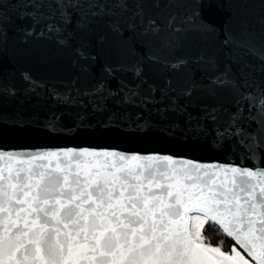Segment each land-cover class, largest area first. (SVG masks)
I'll list each match as a JSON object with an SVG mask.
<instances>
[{
  "label": "water",
  "instance_id": "95a60500",
  "mask_svg": "<svg viewBox=\"0 0 264 264\" xmlns=\"http://www.w3.org/2000/svg\"><path fill=\"white\" fill-rule=\"evenodd\" d=\"M264 264V0H0V264Z\"/></svg>",
  "mask_w": 264,
  "mask_h": 264
},
{
  "label": "trees",
  "instance_id": "16d2710c",
  "mask_svg": "<svg viewBox=\"0 0 264 264\" xmlns=\"http://www.w3.org/2000/svg\"><path fill=\"white\" fill-rule=\"evenodd\" d=\"M200 243L227 254H233L234 250L244 252L226 232L207 218L200 232Z\"/></svg>",
  "mask_w": 264,
  "mask_h": 264
},
{
  "label": "rangeland",
  "instance_id": "374dc122",
  "mask_svg": "<svg viewBox=\"0 0 264 264\" xmlns=\"http://www.w3.org/2000/svg\"><path fill=\"white\" fill-rule=\"evenodd\" d=\"M206 218L207 217L205 215L199 212H194L190 216V223H189L190 233L192 235V238L199 244H201L200 243V232H201V229L203 228ZM208 249H212V248H208ZM224 254L227 258H233L238 264H262L258 260H256L254 257L247 254L245 251L241 252L238 250H234L233 254H227V253H224Z\"/></svg>",
  "mask_w": 264,
  "mask_h": 264
}]
</instances>
